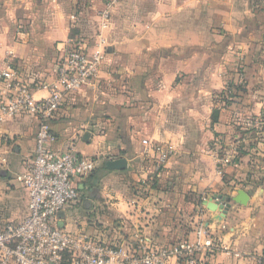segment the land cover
Returning a JSON list of instances; mask_svg holds the SVG:
<instances>
[{
	"label": "crops",
	"instance_id": "crops-1",
	"mask_svg": "<svg viewBox=\"0 0 264 264\" xmlns=\"http://www.w3.org/2000/svg\"><path fill=\"white\" fill-rule=\"evenodd\" d=\"M72 30L90 55H105L97 78L64 95L49 148L75 146L98 162L76 180L80 200L57 226L148 252L185 240L197 246L203 225L220 240L208 264H264V133L255 139L244 126L264 118V0H0V74L15 69L37 100L48 97L44 86L56 80ZM238 64L247 92L227 108L216 94L239 83ZM10 89L0 81V102ZM38 127L32 116L0 125V207H10L9 221L28 213L17 177L35 153ZM144 140L176 149L164 170L152 152L148 160ZM215 140L239 149L223 167L208 151ZM119 159L125 170L107 167ZM239 191L246 205L233 200Z\"/></svg>",
	"mask_w": 264,
	"mask_h": 264
},
{
	"label": "built area",
	"instance_id": "built-area-1",
	"mask_svg": "<svg viewBox=\"0 0 264 264\" xmlns=\"http://www.w3.org/2000/svg\"><path fill=\"white\" fill-rule=\"evenodd\" d=\"M103 18L105 28L110 12H103ZM72 44L76 49H67L58 65L56 80L44 86L49 89V96L44 99L37 100L29 88L18 83L15 69L0 74V81L5 80L12 92L0 102V125L22 116L35 117L39 123L35 153L26 171L17 177L28 194V213L18 223L0 229V264H113L121 258L129 264H171V259H176V264H208L206 257L218 250L220 240L203 225L194 230L197 246H190L185 240L148 252L118 249L91 235L71 234L57 226L58 215L80 200L76 180L92 174L98 162L75 146L64 151L49 148L56 142L51 123L60 111L64 95L79 91L97 78L104 60L105 53L90 55L82 41ZM239 83H243L242 77ZM262 119L249 124L255 139L264 133ZM143 145L149 161L152 152L157 171L164 170L176 154L171 145L149 140H144ZM238 150L233 143L215 140L211 154L223 167L230 163L228 152L238 154Z\"/></svg>",
	"mask_w": 264,
	"mask_h": 264
},
{
	"label": "trees",
	"instance_id": "trees-1",
	"mask_svg": "<svg viewBox=\"0 0 264 264\" xmlns=\"http://www.w3.org/2000/svg\"><path fill=\"white\" fill-rule=\"evenodd\" d=\"M82 41L85 44H88V41H85L84 39L81 38V36L79 35V33H77L76 31L72 30V36H71V43L68 45L69 50H74L76 49L75 46L72 44V42H80ZM237 73L240 75V78H243V83L246 82V73L242 67V65L237 66ZM229 89L231 90V92H229ZM246 92H247V86L239 84V83H235V85L230 86L228 89L224 90L222 93L220 94H216V100H218L219 102H221L223 105H225L227 108H235L238 104L242 103V101L244 100L245 96H246ZM238 102V103H237ZM220 118V113L219 111H215L213 113L212 116V120L214 123L218 122ZM255 121L254 118H249L245 120V124L244 126H246V133L247 135L253 136V129H251V123H253ZM263 124H264V118L262 119ZM263 130H264V125H263ZM223 142V141H222ZM224 143V142H223ZM214 142L212 143V148H213ZM254 143H250L249 147H253ZM225 146V145H224ZM155 166V165H154ZM155 168V167H154ZM156 174V172H155ZM137 187V186H136ZM139 187V186H138ZM140 188L137 191L141 194V195H146L148 193V190H144V186L140 184ZM137 189V188H136Z\"/></svg>",
	"mask_w": 264,
	"mask_h": 264
},
{
	"label": "water",
	"instance_id": "water-1",
	"mask_svg": "<svg viewBox=\"0 0 264 264\" xmlns=\"http://www.w3.org/2000/svg\"><path fill=\"white\" fill-rule=\"evenodd\" d=\"M128 164H127V160L126 159H119V160H113V161H109L107 163V167L110 170H125L127 168ZM249 195L248 193H246L245 191H239V196L237 198H234L233 200L236 202H239L243 205H246L249 201ZM218 204L216 203H209L208 204V209L215 212L218 209Z\"/></svg>",
	"mask_w": 264,
	"mask_h": 264
},
{
	"label": "rangeland",
	"instance_id": "rangeland-1",
	"mask_svg": "<svg viewBox=\"0 0 264 264\" xmlns=\"http://www.w3.org/2000/svg\"><path fill=\"white\" fill-rule=\"evenodd\" d=\"M237 73V71H236ZM148 137V136H147ZM208 151L212 152V146L209 147ZM221 165V164H219ZM0 187H2L1 185V180H0ZM10 211V207H8V204L4 203L3 206L0 207V229L3 230L5 227H7L8 225L10 224H16L18 223L19 221H9L8 219L9 216V212Z\"/></svg>",
	"mask_w": 264,
	"mask_h": 264
}]
</instances>
